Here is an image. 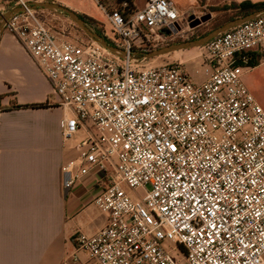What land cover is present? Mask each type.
Returning <instances> with one entry per match:
<instances>
[{"label":"built area","instance_id":"obj_1","mask_svg":"<svg viewBox=\"0 0 264 264\" xmlns=\"http://www.w3.org/2000/svg\"><path fill=\"white\" fill-rule=\"evenodd\" d=\"M29 4L0 0V18L22 9L5 33L49 82L63 137L84 134L61 170L65 195L86 185L107 218L76 233L63 264H183L165 242L187 264H264V108L244 82L252 54L264 61V17L202 47L206 78L195 83L183 62L136 58L180 32L172 0L100 4L124 58L65 40Z\"/></svg>","mask_w":264,"mask_h":264},{"label":"crops","instance_id":"obj_2","mask_svg":"<svg viewBox=\"0 0 264 264\" xmlns=\"http://www.w3.org/2000/svg\"><path fill=\"white\" fill-rule=\"evenodd\" d=\"M183 1L195 5L199 0ZM252 57L258 64L244 82L264 108L255 93L264 85V61L256 52ZM41 104L46 107L36 108ZM64 117L49 82L4 32L0 38V264H63L73 252L76 233L92 236L106 225V216L89 204L86 185L80 184L67 196L63 191L62 167L77 155L76 144L68 145L71 140L62 135Z\"/></svg>","mask_w":264,"mask_h":264},{"label":"rangeland","instance_id":"obj_3","mask_svg":"<svg viewBox=\"0 0 264 264\" xmlns=\"http://www.w3.org/2000/svg\"><path fill=\"white\" fill-rule=\"evenodd\" d=\"M43 1V0H42ZM39 0H30V2H42ZM49 1V0H46ZM67 8L75 11L78 14L86 16L90 19L95 20L99 23L100 28L105 34L112 36L113 30L109 23L107 22L101 7L104 6L109 10L117 9L116 0H60ZM177 9L180 10V14L183 18L180 20V32L174 36L169 37L159 48L179 44L185 41L197 40L201 37L206 36L219 26L228 22L232 17H238V13L235 11L224 10L226 6H230L231 0H206L198 1L197 4H187L183 0H172ZM146 0H135V8L142 9L145 5ZM70 5V6H67ZM76 9V10H74ZM187 12L188 13H181ZM210 15V19L205 23L201 22L200 25L192 27L195 22L201 21ZM43 17L45 22L50 28L59 35H61L65 40L72 41H91L88 36L83 33L75 23H73L65 14L43 11ZM239 18V17H238ZM1 23V20H0ZM205 49L193 48L185 51L174 52L165 56L157 57L154 59H146L144 55L136 56L139 59V65L142 66H156L165 63L182 62L186 72L190 75L191 79L195 83H201L205 80V67L203 65V55ZM198 71V73H196ZM257 96L264 101V85H262L261 90L255 92ZM84 138L83 133L76 134L68 145L72 146L77 144ZM165 248L172 254L178 255V261L183 264H187L184 257L181 255L179 249L171 244L170 242L164 243Z\"/></svg>","mask_w":264,"mask_h":264},{"label":"water","instance_id":"obj_4","mask_svg":"<svg viewBox=\"0 0 264 264\" xmlns=\"http://www.w3.org/2000/svg\"><path fill=\"white\" fill-rule=\"evenodd\" d=\"M30 8L33 10H39V11H50V12H56V13H62L65 14L73 23H75L77 25V27L83 32L85 33L88 38L90 40H92L93 42L97 43L98 45H100L101 47H103L104 49L108 50L110 53L119 56L121 58L125 57V53L108 44V42L106 41V39L102 36H100L99 34H97L96 32H94L93 29H91L90 27H88V25L86 24V22L79 16L78 13H76L75 11L59 4L53 1H45L43 0L42 2H30ZM22 12L21 8H16L14 10H11L9 12H7L6 14H4L0 20V38L3 35V33L5 32V27L8 23V21L16 14ZM264 17V10H260V11H256L252 14H249L247 16L238 18L236 20H232L229 21L225 24H223L222 26L216 28L215 30H213L212 32H210L209 34H207L204 37H201L197 40H191V41H185L179 44H173V45H168L162 48H158L156 50H153L147 54L144 55V57L146 59H153V58H157V57H161V56H165L174 52H178V51H185V50H189V49H193V48H200V47H204L205 45H207L209 42H211L212 40H214L215 38H217L218 36L222 35L223 33L230 31L244 23H247L249 21L258 19ZM210 19V15L202 18L201 21H197L195 22V24L192 27H195L197 25H200L201 22L205 23L206 21H208Z\"/></svg>","mask_w":264,"mask_h":264},{"label":"trees","instance_id":"obj_5","mask_svg":"<svg viewBox=\"0 0 264 264\" xmlns=\"http://www.w3.org/2000/svg\"><path fill=\"white\" fill-rule=\"evenodd\" d=\"M116 4H117V8H120L123 4H126L127 5L126 10L128 12L136 9L135 8V0H116ZM224 10L235 11L238 13V15H239L238 17L241 18V17L247 16L249 14H252L256 11L264 10V2L256 3V4L251 3V2H241V3L232 2L231 5L228 7L226 6V8ZM79 16L86 22L88 27L93 29L94 32H96L100 36L104 37L109 45H111V46L113 45L112 42L106 37L104 31H102V29L100 28V25L98 22H96L95 20L90 19L86 16H83L81 14H79ZM238 17H232L229 21L236 20V19H238ZM252 59H253V57H252ZM252 64L255 66L258 63L253 62V60H252ZM45 107H46V105H44V104L36 106V108H45ZM14 108L25 109V108H28V106H15Z\"/></svg>","mask_w":264,"mask_h":264},{"label":"bare ground","instance_id":"obj_6","mask_svg":"<svg viewBox=\"0 0 264 264\" xmlns=\"http://www.w3.org/2000/svg\"><path fill=\"white\" fill-rule=\"evenodd\" d=\"M154 59V58H153ZM150 60V59H149ZM183 63H185V61H182Z\"/></svg>","mask_w":264,"mask_h":264}]
</instances>
